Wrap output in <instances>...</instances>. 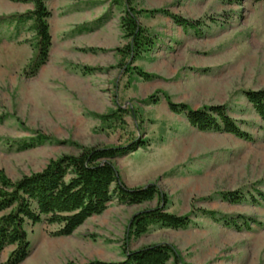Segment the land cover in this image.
<instances>
[{
  "label": "rangeland",
  "instance_id": "374dc122",
  "mask_svg": "<svg viewBox=\"0 0 264 264\" xmlns=\"http://www.w3.org/2000/svg\"><path fill=\"white\" fill-rule=\"evenodd\" d=\"M120 1L47 0L52 45L34 76L25 67L35 52V31L29 23L17 33L14 24L0 25V169L18 179L83 146L138 142L114 159L121 178L128 187L155 183L168 211L190 214L192 223L179 230L153 225L142 236H128L132 217L161 200L126 204L113 194L102 213L71 235H54L59 226L46 221L29 224L30 253L20 264L122 261L126 248L163 242L177 249L182 264H264V200L257 193L264 192V122L245 95L264 89V0ZM126 4L157 37L139 58L119 51L128 43L121 29ZM33 8L31 0H0V16ZM158 9L201 25L186 29L152 13ZM167 97L193 109L226 105L253 139L199 130L169 108ZM113 111L117 117H103ZM39 134L48 140L18 148L19 140ZM233 191L257 201L222 197ZM203 208L226 219L202 215ZM14 248L7 247L1 261Z\"/></svg>",
  "mask_w": 264,
  "mask_h": 264
},
{
  "label": "trees",
  "instance_id": "16d2710c",
  "mask_svg": "<svg viewBox=\"0 0 264 264\" xmlns=\"http://www.w3.org/2000/svg\"><path fill=\"white\" fill-rule=\"evenodd\" d=\"M34 8L21 14L0 16V25L14 24L16 33L26 24L35 31V52L25 67L27 76H34L46 64L52 45L49 18L51 12L47 0H31ZM121 3L122 1L116 0ZM123 3V2H122ZM140 11L126 4L125 13L121 18L123 37L128 43L119 48L125 57L139 58L152 51L157 43L156 35L144 27L139 21ZM152 13H163L184 28H199V20H190L173 14L166 9L153 10ZM2 40L0 34V42ZM140 75L141 71H138ZM256 113L264 122V89L249 90L245 93ZM158 101V100H157ZM169 108L176 113H185L189 123L202 131H221L250 140L251 133L243 130L228 113L226 105L204 106L193 109L187 103L172 101L167 97ZM113 111L104 118L117 117ZM48 137L39 134L29 141L19 140L20 150L35 147L47 141ZM136 142V141H134ZM138 142L130 146H83L78 154H65L51 159L40 171L24 174L12 179L0 169V264H20L30 253V240L27 231L29 224L35 225L46 221L56 224L59 228L56 236H68L75 232L89 217L102 213L111 203L112 195L126 204H140L160 198V205L135 214L128 226V236H142L153 225L169 229H187L192 219L190 214L177 215L168 211L167 197L160 188L151 183L143 187H128L120 176L114 159L130 149H136ZM264 200V192L257 190ZM222 197L240 203L247 199L257 201L236 191L224 192ZM202 215L215 221L218 212L200 209ZM249 227V221L243 222ZM15 246L5 261H1L3 251ZM122 261L91 260L88 262L68 261L62 264H182L177 249L170 243H156L137 250L125 249Z\"/></svg>",
  "mask_w": 264,
  "mask_h": 264
}]
</instances>
